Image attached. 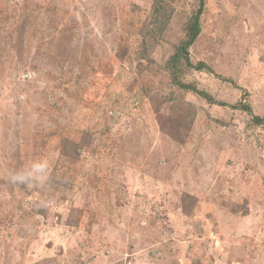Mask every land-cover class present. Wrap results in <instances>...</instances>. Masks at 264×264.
Returning a JSON list of instances; mask_svg holds the SVG:
<instances>
[{
  "label": "rangeland",
  "instance_id": "rangeland-1",
  "mask_svg": "<svg viewBox=\"0 0 264 264\" xmlns=\"http://www.w3.org/2000/svg\"><path fill=\"white\" fill-rule=\"evenodd\" d=\"M168 1L154 40V0H0V264H264V128L231 107L264 117V0H206L183 81L216 103L169 76L198 1Z\"/></svg>",
  "mask_w": 264,
  "mask_h": 264
},
{
  "label": "trees",
  "instance_id": "trees-1",
  "mask_svg": "<svg viewBox=\"0 0 264 264\" xmlns=\"http://www.w3.org/2000/svg\"><path fill=\"white\" fill-rule=\"evenodd\" d=\"M198 6L188 17L185 24L184 38L176 46L174 52L167 61L168 73L172 78V82L175 83L181 90L192 91L199 94L201 97L205 98L209 103H216V99L213 95L197 86V84L187 83L183 81L185 74L191 69H200V70H210V67L204 61H199L194 63L190 55V47L196 42L198 36L202 30L201 16L205 10L206 0H197ZM174 11V7L169 3L168 0H154L151 6L150 20L146 22V25L153 26L152 33L155 34L154 40L157 38V35L165 31L171 21V17ZM157 28L158 31H155ZM220 104H225L224 102ZM235 109H239L251 114L252 122L256 126H262L264 128V117L256 115L252 111V105L249 101H238L235 105H231ZM158 112L160 110H157ZM195 111L192 103H177L172 106L171 112L174 117V121H181V124H185L188 121V117L184 118L185 121L181 118L182 115L189 116L192 115ZM192 115L191 117H193ZM180 123V122H179ZM82 144V143H79ZM76 149L73 151V156L77 157ZM67 153V150H66ZM188 196V195H187Z\"/></svg>",
  "mask_w": 264,
  "mask_h": 264
},
{
  "label": "clouds",
  "instance_id": "clouds-1",
  "mask_svg": "<svg viewBox=\"0 0 264 264\" xmlns=\"http://www.w3.org/2000/svg\"><path fill=\"white\" fill-rule=\"evenodd\" d=\"M46 162H35L29 169L11 176V182L16 183H30L33 181H42L46 178L47 170Z\"/></svg>",
  "mask_w": 264,
  "mask_h": 264
}]
</instances>
